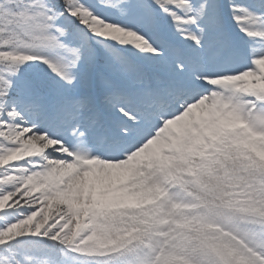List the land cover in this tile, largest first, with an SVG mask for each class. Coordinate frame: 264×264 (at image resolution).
Returning a JSON list of instances; mask_svg holds the SVG:
<instances>
[{
    "label": "snow or ice",
    "instance_id": "1",
    "mask_svg": "<svg viewBox=\"0 0 264 264\" xmlns=\"http://www.w3.org/2000/svg\"><path fill=\"white\" fill-rule=\"evenodd\" d=\"M0 264H264V0H0Z\"/></svg>",
    "mask_w": 264,
    "mask_h": 264
}]
</instances>
